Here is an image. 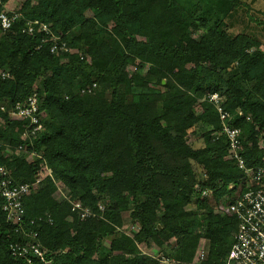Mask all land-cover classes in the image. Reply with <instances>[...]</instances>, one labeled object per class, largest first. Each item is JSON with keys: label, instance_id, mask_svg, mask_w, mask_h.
<instances>
[{"label": "trees", "instance_id": "1", "mask_svg": "<svg viewBox=\"0 0 264 264\" xmlns=\"http://www.w3.org/2000/svg\"><path fill=\"white\" fill-rule=\"evenodd\" d=\"M258 1L0 0V15H19L0 32V168L16 185L42 178L18 226L0 196V264H29L10 247L33 234L46 261L33 264H193L202 240V264H225L238 228L227 207L243 174L210 97L224 99L246 166L264 167ZM239 13L250 24L236 32ZM35 22L69 52L54 55L38 25L24 32ZM33 96L43 129L24 138L30 120L11 112ZM71 203L95 217L80 220Z\"/></svg>", "mask_w": 264, "mask_h": 264}, {"label": "built area", "instance_id": "2", "mask_svg": "<svg viewBox=\"0 0 264 264\" xmlns=\"http://www.w3.org/2000/svg\"><path fill=\"white\" fill-rule=\"evenodd\" d=\"M19 18V15L11 12L7 14L3 12L0 15V32L5 33L11 29L13 23ZM39 26V30L44 32L52 40L51 52L58 55L63 52H69L66 44L55 37L51 36L48 28L45 25H40L37 22L29 23L24 29V32L33 33L34 27ZM2 79L9 78L7 73H1ZM96 86L94 85L93 88ZM224 99L214 94L210 97V102L215 106L220 115L222 122V134H224L230 159H232L238 169L243 174L241 182L231 190L234 191L232 202L228 205V212L233 215L238 221V228L234 235V244L225 264H264V167L248 168L245 159L242 155V143L239 139L240 131L228 124L231 116L222 108ZM5 111V107L1 108ZM38 112V101L36 96L31 97L23 104H17L11 112V116L19 119L30 120L29 126L25 128L24 138L35 136L43 127L39 124L40 116ZM260 149L264 151L263 142L259 143ZM37 158H40L37 156ZM46 175L50 171L46 169ZM0 196L4 200L3 210L7 214L8 222L18 226L22 223L24 210L22 200L28 196L31 191L38 190L42 178H39L33 185L14 184L9 178V173L0 168ZM203 198H208V191H200ZM72 212L76 213L80 220H85L95 214L83 208L80 203H71ZM99 210L103 212V207ZM127 235L138 231L137 227L130 226L124 229ZM37 234L30 235V241L11 245L10 250L14 257L25 258L29 264H33V258L38 259L41 263H46L44 253L40 244L36 241ZM207 255V242L202 240L199 244L196 254L198 262H204ZM162 264H168L169 261L162 259Z\"/></svg>", "mask_w": 264, "mask_h": 264}, {"label": "rangeland", "instance_id": "3", "mask_svg": "<svg viewBox=\"0 0 264 264\" xmlns=\"http://www.w3.org/2000/svg\"><path fill=\"white\" fill-rule=\"evenodd\" d=\"M7 9H9V10H14L15 9V6H14V4L13 5H9L8 7H7ZM251 11H250V15L254 18V19H258V20H262V21H264V1L262 0V1H258L256 4H254L252 7H251V9H250ZM237 18H238V20L240 21V24H242V25H240V24H236V29H235V31L236 32H240V31H242L243 30V26H245V25H249L250 23H249V20H248V18L247 17H245L244 15H243V13H239L238 14V16H237ZM251 25H252V27H251V29H250V32L253 34V35H256L257 36V38H259L262 42H264V26H261V27H257V26H255L254 25V23L253 22H251ZM193 36L195 37V38H198V35H195V34H193ZM124 226H125V229H129L130 228V226H133V225H131V223H130V218H129V215L128 214H125L124 215ZM175 246H176V243H175V241H172L171 242V244H170V248L171 249H173V248H175ZM158 249H155V250H153L152 252H151V254H153V253H158ZM145 252H148L147 250H145ZM196 257L197 256H195V259H194V262H193V264H202V262H198L197 260H196Z\"/></svg>", "mask_w": 264, "mask_h": 264}, {"label": "water", "instance_id": "4", "mask_svg": "<svg viewBox=\"0 0 264 264\" xmlns=\"http://www.w3.org/2000/svg\"><path fill=\"white\" fill-rule=\"evenodd\" d=\"M163 84H165V82H163Z\"/></svg>", "mask_w": 264, "mask_h": 264}]
</instances>
